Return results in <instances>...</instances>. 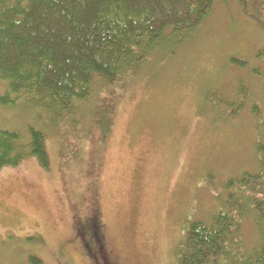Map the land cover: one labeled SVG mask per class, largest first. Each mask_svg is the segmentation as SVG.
I'll return each mask as SVG.
<instances>
[{
    "label": "rangeland",
    "instance_id": "1",
    "mask_svg": "<svg viewBox=\"0 0 264 264\" xmlns=\"http://www.w3.org/2000/svg\"><path fill=\"white\" fill-rule=\"evenodd\" d=\"M188 37L124 76L97 79L68 117L0 107V129L40 130L48 157L46 167L29 156L0 169V264H102L78 231L88 220L107 264H176L185 223L219 208L227 179L257 172L264 0L246 10L217 0ZM239 85L243 108L224 110ZM240 235L246 250L256 243L250 219Z\"/></svg>",
    "mask_w": 264,
    "mask_h": 264
},
{
    "label": "trees",
    "instance_id": "2",
    "mask_svg": "<svg viewBox=\"0 0 264 264\" xmlns=\"http://www.w3.org/2000/svg\"><path fill=\"white\" fill-rule=\"evenodd\" d=\"M216 1L0 0V107L23 102L33 110H50L52 118L68 117L91 97L97 79L112 81L150 55L170 54L182 45ZM249 1L237 3L246 10ZM231 61L242 68L246 64ZM243 97L239 85L231 102L222 101L224 110L243 108ZM100 123L105 126L103 118ZM255 150L257 172L227 179L219 208L205 220L193 217L185 223L176 264H264V142L257 141ZM29 156L47 166L43 132L0 129V169ZM244 219L257 232L248 250L240 235ZM82 229L96 258L107 264L96 222L91 233L85 225Z\"/></svg>",
    "mask_w": 264,
    "mask_h": 264
},
{
    "label": "flooded vegetation",
    "instance_id": "3",
    "mask_svg": "<svg viewBox=\"0 0 264 264\" xmlns=\"http://www.w3.org/2000/svg\"><path fill=\"white\" fill-rule=\"evenodd\" d=\"M87 224H88V223H87ZM92 225L94 226V224H92V223H89L88 225H85V226H87V230L89 231V233L92 232V229H91V226H92ZM82 230H83V229H82V226H80V227L78 228V231H79V232L81 231V232H80V235H82ZM79 232H78V233H79ZM87 245H88V244L85 243V247H87Z\"/></svg>",
    "mask_w": 264,
    "mask_h": 264
}]
</instances>
